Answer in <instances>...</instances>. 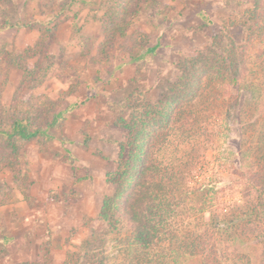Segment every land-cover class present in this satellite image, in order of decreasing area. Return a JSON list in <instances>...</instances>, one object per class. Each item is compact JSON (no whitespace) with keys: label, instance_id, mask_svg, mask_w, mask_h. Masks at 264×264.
Returning <instances> with one entry per match:
<instances>
[{"label":"rangeland","instance_id":"374dc122","mask_svg":"<svg viewBox=\"0 0 264 264\" xmlns=\"http://www.w3.org/2000/svg\"><path fill=\"white\" fill-rule=\"evenodd\" d=\"M248 2L126 0L121 16L128 31L142 30L148 36L147 45H157L154 52L130 60L127 52L118 49L99 54L107 9L104 0H0V107L53 101L51 120L58 110L76 104L46 134L20 142L16 153H0V157L9 154L12 163L10 168L6 158H0L4 167L0 199L9 200L0 205V264L137 262L130 251L127 224L119 222L109 229L98 216L103 199L115 191L106 174L115 169L117 143L125 139V131L113 123L127 116L124 105L131 95L139 92L155 102L183 67L196 68L203 62L195 61L201 52L213 60L217 47L230 53L234 46L245 67L252 64L255 73H241L237 84L247 89L253 81L260 92L241 97L248 105L254 103V108L240 123L245 126L254 118L255 129H244L243 140L254 138V145L260 146L264 141V51L255 50V41L245 42ZM50 53L52 61L47 59ZM230 89L237 94L235 86ZM213 112L215 118L199 138L207 143L197 148L203 162L195 172L196 181L189 185L193 190L188 191L203 195L206 201L240 202L241 187L234 182L237 175L229 172L231 164L224 158L225 136L236 137L237 129L228 133L224 128L227 122L219 115L222 107ZM210 138L215 146H209ZM231 147L236 168L239 163L249 165L241 156L248 152L238 153L235 143ZM262 155L253 154L256 163ZM191 195L176 205L170 239L149 251L157 264H172L167 256L172 242L180 243L208 227L207 234L212 231L210 212L198 211L203 204ZM252 251L247 250L259 256V249ZM178 260L177 264H203L198 254L182 253Z\"/></svg>","mask_w":264,"mask_h":264},{"label":"trees","instance_id":"16d2710c","mask_svg":"<svg viewBox=\"0 0 264 264\" xmlns=\"http://www.w3.org/2000/svg\"><path fill=\"white\" fill-rule=\"evenodd\" d=\"M125 1L104 0L107 9L103 41L98 51L102 55L105 51L118 49L127 52L130 60H137L154 52L157 45H147L148 36L142 30L128 31L121 16ZM248 3L250 7L244 11L243 20L248 30L245 42L255 41V50L264 51V0H249ZM143 47L145 50L141 52ZM233 48L228 53L224 47H217L213 60L203 52L198 54L195 61L198 58L203 62L196 65L197 69L194 66L183 67L180 76L174 82H168L155 102H149L139 92L131 95L124 105L127 116L117 117L113 123L125 131V139L117 143L115 169L106 174V180L114 185L115 191L103 199L98 216L109 229L119 222L127 224L130 251L137 261L133 264H157V258L152 257L149 251L163 240L170 239L176 205L182 197L190 199L191 194L196 196L199 204H203L198 211L210 212L213 228L209 234L208 227L180 243L172 242L174 246L167 254L171 256L170 263L177 264L178 256L186 253L200 255L203 264H264V141L260 146L254 145L257 144L254 138L245 143L244 129L247 132L255 129L254 118L249 119L245 126L240 123V118L254 108V103L248 105L249 101L244 103L240 101L241 97L246 98L247 94L253 97L260 91L255 90L257 84L253 81L247 89L237 84L241 73L244 75L248 71L254 74L255 71L250 67L251 63L245 67ZM47 55V59L52 61L53 54ZM190 60L194 61L193 58ZM44 69L47 71L49 65ZM228 86H235L237 94H233ZM211 99L220 103L212 104ZM75 106L72 103L58 110L51 120L49 113L55 107L53 101L16 102L11 109L0 107V153H16L20 142L46 134L57 119ZM215 107H222L219 115L223 119L225 117L227 132L237 129L236 137L225 134L228 148L224 158L231 164L229 172L237 175L234 182L241 187L238 192L240 202L206 201L203 195L188 191L190 188L193 190L189 185L196 181L195 172L198 164L203 162L197 148L200 145L204 148L207 144L199 138L208 130L210 120L215 118ZM208 142L209 146H215L214 139L210 138ZM232 142L238 151L248 152V155L238 152L247 159L249 165L246 167L242 163L237 168L234 165ZM255 152L263 154L257 163V155L253 156ZM0 158H6V166L12 168L9 154ZM242 166L245 169L242 170ZM3 168L0 161V172ZM7 202L9 200L0 199V205ZM248 249H259V256L251 255Z\"/></svg>","mask_w":264,"mask_h":264}]
</instances>
